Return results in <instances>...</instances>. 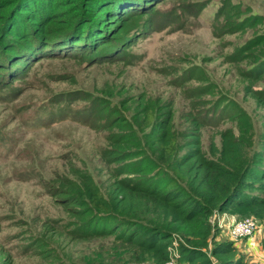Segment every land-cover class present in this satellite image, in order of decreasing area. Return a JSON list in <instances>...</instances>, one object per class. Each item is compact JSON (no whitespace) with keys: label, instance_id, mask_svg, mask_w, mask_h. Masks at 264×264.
<instances>
[{"label":"rangeland","instance_id":"obj_1","mask_svg":"<svg viewBox=\"0 0 264 264\" xmlns=\"http://www.w3.org/2000/svg\"><path fill=\"white\" fill-rule=\"evenodd\" d=\"M151 7L118 11L100 51L40 53L15 80L0 72V244L12 264L112 261L114 236L78 238L91 216L62 202L68 185L106 196L112 170L147 177L156 165L184 183L170 163L187 149L193 118L207 155L210 142L231 131L264 156V0H153ZM145 107L152 119L144 122ZM167 119L173 153L154 141L155 123ZM114 143L130 157L113 161ZM145 205L130 215L140 223L154 217ZM227 215L211 217L215 242L230 239L219 227ZM256 223L252 237L235 241L241 264H264V221ZM249 242L258 243L255 256Z\"/></svg>","mask_w":264,"mask_h":264},{"label":"trees","instance_id":"obj_2","mask_svg":"<svg viewBox=\"0 0 264 264\" xmlns=\"http://www.w3.org/2000/svg\"><path fill=\"white\" fill-rule=\"evenodd\" d=\"M152 3L153 0H0V72L15 80L22 65L40 53L100 51L107 42L104 27L115 23L118 11L129 13L128 8L132 10L137 5L142 10L140 14H145L152 9ZM66 12L68 16L63 19ZM102 12L104 15L99 17ZM2 79L0 85H4ZM142 117L144 122L151 120V108L145 107ZM192 121L195 128L187 149L170 163L184 183L156 165L155 173L147 177H121L124 171L112 170L106 196L91 185H68V196L62 202L75 214L85 216L90 211L91 216V223L77 230L78 238L114 236L118 245L115 249L110 244L112 261L97 257L94 263L150 260L165 264L175 257V264H215L213 256L219 264H241L232 256L239 249L234 240L214 241L211 217L225 213L238 219L252 216L264 221V156L251 153L245 146V137H235L231 131L220 133L218 145L210 142L207 155L201 144L200 125L194 118ZM155 124V143L173 153L170 120ZM113 148V161L130 157L121 150L120 143H114ZM144 169L130 172L140 174ZM147 202L154 217L140 223L130 215ZM6 250L0 244V264H12Z\"/></svg>","mask_w":264,"mask_h":264},{"label":"built area","instance_id":"obj_3","mask_svg":"<svg viewBox=\"0 0 264 264\" xmlns=\"http://www.w3.org/2000/svg\"><path fill=\"white\" fill-rule=\"evenodd\" d=\"M225 214V213H223ZM219 227H225L231 240L237 241L244 237H252L256 231V219L252 216L235 218L234 216H224L219 220ZM228 228V229H227ZM175 257L171 258L170 264H175ZM167 262V263H168Z\"/></svg>","mask_w":264,"mask_h":264},{"label":"crops","instance_id":"obj_4","mask_svg":"<svg viewBox=\"0 0 264 264\" xmlns=\"http://www.w3.org/2000/svg\"><path fill=\"white\" fill-rule=\"evenodd\" d=\"M249 243H251V242H249ZM249 243H247V246H246V250L248 251V252H250L251 254H253L254 256H255V252H256V249H257V247H258V243H256V245H255V243H251V244H249ZM238 246H240V245H238ZM252 251V252H251Z\"/></svg>","mask_w":264,"mask_h":264}]
</instances>
